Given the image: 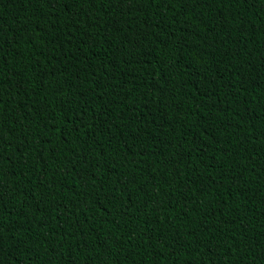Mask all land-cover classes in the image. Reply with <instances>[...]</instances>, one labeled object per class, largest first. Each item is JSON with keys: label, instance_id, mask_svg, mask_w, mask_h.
I'll return each instance as SVG.
<instances>
[{"label": "trees", "instance_id": "obj_1", "mask_svg": "<svg viewBox=\"0 0 264 264\" xmlns=\"http://www.w3.org/2000/svg\"><path fill=\"white\" fill-rule=\"evenodd\" d=\"M0 196L5 264H264V0H0Z\"/></svg>", "mask_w": 264, "mask_h": 264}, {"label": "snow or ice", "instance_id": "obj_2", "mask_svg": "<svg viewBox=\"0 0 264 264\" xmlns=\"http://www.w3.org/2000/svg\"><path fill=\"white\" fill-rule=\"evenodd\" d=\"M53 7L55 6V4L52 5ZM3 197L0 196V199H2ZM2 250H3V237L0 236V254H2ZM0 264H5V262L3 260H0Z\"/></svg>", "mask_w": 264, "mask_h": 264}]
</instances>
